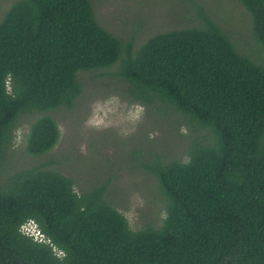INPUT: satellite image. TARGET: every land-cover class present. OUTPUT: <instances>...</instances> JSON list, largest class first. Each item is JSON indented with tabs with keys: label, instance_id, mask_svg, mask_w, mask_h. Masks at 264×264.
<instances>
[{
	"label": "trees",
	"instance_id": "1",
	"mask_svg": "<svg viewBox=\"0 0 264 264\" xmlns=\"http://www.w3.org/2000/svg\"><path fill=\"white\" fill-rule=\"evenodd\" d=\"M188 1L201 25L153 34L137 48L133 37L100 26L91 0H16L6 11L0 264H264V0H237L261 59L239 53ZM90 72L123 84L124 96L146 113L191 127L187 161L164 162L152 152L138 164L164 202L157 226L131 230L104 200L110 181L78 194L72 178L43 165L1 170L26 115L41 114L29 125L26 154L55 148L60 132L49 113L72 109ZM29 221L44 242L20 233Z\"/></svg>",
	"mask_w": 264,
	"mask_h": 264
},
{
	"label": "rangeland",
	"instance_id": "2",
	"mask_svg": "<svg viewBox=\"0 0 264 264\" xmlns=\"http://www.w3.org/2000/svg\"><path fill=\"white\" fill-rule=\"evenodd\" d=\"M16 0H0V22ZM241 54L261 59L252 40L251 20L237 0H195ZM101 27L139 47L153 34L201 25L188 0H91ZM79 78V76H78ZM83 93L72 109L49 113L60 139L48 154L30 157L25 139L30 123L41 116L22 117L2 171L43 165L72 178L80 194L110 181L105 202L119 211L131 230L161 223L164 202L153 176L138 164L155 152L162 161H187L191 127L163 112L146 113L145 105L130 102L123 84L97 73L81 76ZM176 120V121H175ZM199 134V133H198ZM137 152L138 154H134ZM1 176V175H0ZM7 174L3 175V180Z\"/></svg>",
	"mask_w": 264,
	"mask_h": 264
},
{
	"label": "clouds",
	"instance_id": "3",
	"mask_svg": "<svg viewBox=\"0 0 264 264\" xmlns=\"http://www.w3.org/2000/svg\"><path fill=\"white\" fill-rule=\"evenodd\" d=\"M20 233L27 238H31L33 241L44 242L43 237L37 230L35 224L29 221L20 227Z\"/></svg>",
	"mask_w": 264,
	"mask_h": 264
}]
</instances>
